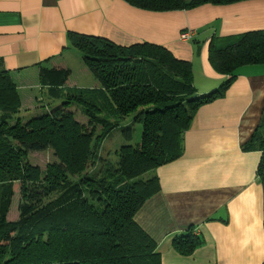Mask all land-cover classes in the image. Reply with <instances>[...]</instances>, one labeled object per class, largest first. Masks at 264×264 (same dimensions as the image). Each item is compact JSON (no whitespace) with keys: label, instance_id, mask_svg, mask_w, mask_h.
Instances as JSON below:
<instances>
[{"label":"trees","instance_id":"1","mask_svg":"<svg viewBox=\"0 0 264 264\" xmlns=\"http://www.w3.org/2000/svg\"><path fill=\"white\" fill-rule=\"evenodd\" d=\"M127 1L163 11L242 0ZM71 33V45L82 54L100 89L71 93L66 90L70 69L42 67V84L50 98L61 103L26 117L20 115L16 83L0 71V264H162L157 242L135 215L160 191L156 168L182 155L183 135L200 107L224 97L241 66L264 64V30L220 44L212 40L211 60L229 76L201 95H196L192 63L174 58L162 46L124 47L104 37ZM72 98L84 106L88 123L69 108ZM131 114L142 124L141 140L135 146L122 145L117 162L103 157L104 140L113 130L124 129L122 122ZM126 127L130 139L132 126ZM46 149H53L56 159L44 169L27 159L29 152ZM244 149L261 151L258 178L264 189V116ZM97 162L98 171L89 172ZM151 169L153 177L137 179ZM17 181L20 214L10 221ZM201 242L195 225L175 237L182 253Z\"/></svg>","mask_w":264,"mask_h":264},{"label":"crops","instance_id":"2","mask_svg":"<svg viewBox=\"0 0 264 264\" xmlns=\"http://www.w3.org/2000/svg\"><path fill=\"white\" fill-rule=\"evenodd\" d=\"M187 30L194 36L181 39ZM253 30H264V0L163 11L127 0H0V71L16 83L21 110L49 96L42 67L70 69L66 89L69 83L101 87L69 41L77 32L124 47L150 43L168 49L192 63L196 95H201L229 76L211 60L212 40L220 44ZM75 62L79 80H72ZM263 116L264 64L243 65L224 97L200 107L183 135L182 155L156 168L160 191L135 220L157 242L162 264H263L262 153L244 149ZM193 225L202 242L182 253L175 237Z\"/></svg>","mask_w":264,"mask_h":264},{"label":"rangeland","instance_id":"3","mask_svg":"<svg viewBox=\"0 0 264 264\" xmlns=\"http://www.w3.org/2000/svg\"><path fill=\"white\" fill-rule=\"evenodd\" d=\"M76 51H78V50H76ZM82 60L83 59L81 58V62H82ZM73 66H74V69H73V74H72V80H79L80 76H81L80 64L75 62ZM67 86L71 87L69 89H66V90H69L71 93L72 92L78 93L80 91H85V92L90 91V93H91L92 90L100 89V87L99 88H95V87L91 88L88 86L83 87V88H78L77 86L71 85L70 83ZM100 86H101V83H100ZM97 95H98V97H101V98L103 97L100 94H97ZM91 97L92 96H87V98H89L90 101H94V98H91ZM47 98H49V97L43 94L42 96H39L37 98L38 102L33 103V105L31 107L28 108L26 106H23L22 110H20V115L27 117V116L32 115V114L41 113L43 111H49V110H51V108L56 107L61 103V100H57V99H53V98H51V99L49 98L50 99L49 100ZM70 101L72 102V104L69 105V108L72 111L73 110L75 111V117L79 121H81L82 123H88V118H87V115L85 113L84 106L82 104L75 102L74 98H72ZM65 109L67 110V108H65ZM114 118H116V117L114 116ZM126 118H127L126 121L123 120V122H122V125L125 128L122 129V127H120V128L113 130L112 133L103 142V149L101 150L102 156L105 158H109L114 162L115 161L117 162V160H118V152H119L122 145L132 144L133 146H135L136 143H138L141 140L142 124L140 122H134L133 114L129 115ZM126 126H132V129H131L132 137L130 139H127V137H126L127 133L130 132V130H127L128 127H126ZM97 131H98V129H97ZM27 159L29 160V162L32 165L39 166L42 169H44L48 163L53 162L56 158H55L53 149H46L44 151L29 152ZM98 169H99V162L95 163L93 167H89V172L94 173V172L98 171ZM153 175H154V169H151V170H148V171L144 172L143 174L139 175L137 177V179L142 178L144 180H147L148 178L153 177ZM19 184H20V182L17 181V183L15 185V192H14L11 208H10V211L8 214V220H10V221L17 220L19 218V214H20V202L22 199V195H21V189H20ZM52 197L53 196H48V198H46V199L49 200ZM184 253L187 254V253H189V251H184Z\"/></svg>","mask_w":264,"mask_h":264},{"label":"built area","instance_id":"4","mask_svg":"<svg viewBox=\"0 0 264 264\" xmlns=\"http://www.w3.org/2000/svg\"><path fill=\"white\" fill-rule=\"evenodd\" d=\"M194 36V31L187 30L181 34V39L190 40Z\"/></svg>","mask_w":264,"mask_h":264},{"label":"bare ground","instance_id":"5","mask_svg":"<svg viewBox=\"0 0 264 264\" xmlns=\"http://www.w3.org/2000/svg\"><path fill=\"white\" fill-rule=\"evenodd\" d=\"M216 66V65H215Z\"/></svg>","mask_w":264,"mask_h":264}]
</instances>
